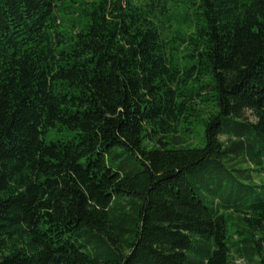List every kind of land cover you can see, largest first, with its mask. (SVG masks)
<instances>
[{
  "label": "trees",
  "instance_id": "obj_1",
  "mask_svg": "<svg viewBox=\"0 0 264 264\" xmlns=\"http://www.w3.org/2000/svg\"><path fill=\"white\" fill-rule=\"evenodd\" d=\"M237 260L264 264V0H0V264Z\"/></svg>",
  "mask_w": 264,
  "mask_h": 264
},
{
  "label": "rangeland",
  "instance_id": "obj_2",
  "mask_svg": "<svg viewBox=\"0 0 264 264\" xmlns=\"http://www.w3.org/2000/svg\"><path fill=\"white\" fill-rule=\"evenodd\" d=\"M249 117H250V119H253L251 117V115H249ZM194 136L196 138L200 139L199 142L202 141V137H203V127H202V125L196 124ZM50 137H52V133H49L48 136H47L48 139H50ZM186 140H187V142L192 143V144L196 142V140L194 138H188ZM235 264H246V263L242 262L241 260H237V261H235Z\"/></svg>",
  "mask_w": 264,
  "mask_h": 264
}]
</instances>
